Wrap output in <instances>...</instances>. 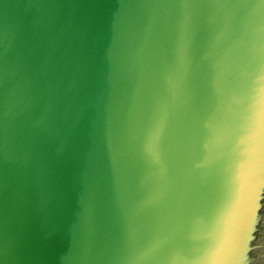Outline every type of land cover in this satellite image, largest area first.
<instances>
[{"label": "water", "instance_id": "water-1", "mask_svg": "<svg viewBox=\"0 0 264 264\" xmlns=\"http://www.w3.org/2000/svg\"><path fill=\"white\" fill-rule=\"evenodd\" d=\"M0 264H264V0H0Z\"/></svg>", "mask_w": 264, "mask_h": 264}]
</instances>
